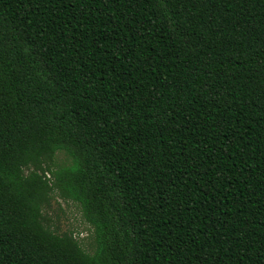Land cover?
I'll list each match as a JSON object with an SVG mask.
<instances>
[{"label":"trees","instance_id":"obj_1","mask_svg":"<svg viewBox=\"0 0 264 264\" xmlns=\"http://www.w3.org/2000/svg\"><path fill=\"white\" fill-rule=\"evenodd\" d=\"M0 264H264V0H0Z\"/></svg>","mask_w":264,"mask_h":264},{"label":"rangeland","instance_id":"obj_2","mask_svg":"<svg viewBox=\"0 0 264 264\" xmlns=\"http://www.w3.org/2000/svg\"><path fill=\"white\" fill-rule=\"evenodd\" d=\"M55 163L57 165H66L69 160L64 153L58 152L55 156ZM45 212L51 219L52 228H56L59 232L71 230L81 247L87 253L93 252V229L83 221L77 204L71 201H64L53 195L50 207Z\"/></svg>","mask_w":264,"mask_h":264}]
</instances>
